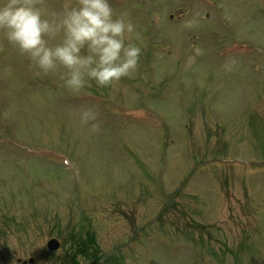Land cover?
Masks as SVG:
<instances>
[{"label": "rangeland", "instance_id": "1", "mask_svg": "<svg viewBox=\"0 0 264 264\" xmlns=\"http://www.w3.org/2000/svg\"><path fill=\"white\" fill-rule=\"evenodd\" d=\"M111 3L141 59L107 87L0 35V264H264V0Z\"/></svg>", "mask_w": 264, "mask_h": 264}, {"label": "clouds", "instance_id": "2", "mask_svg": "<svg viewBox=\"0 0 264 264\" xmlns=\"http://www.w3.org/2000/svg\"><path fill=\"white\" fill-rule=\"evenodd\" d=\"M38 2L0 0V35L43 73L66 69L61 78L78 93L90 81L107 87L136 71L141 48L129 39L136 26L111 0H74L53 15Z\"/></svg>", "mask_w": 264, "mask_h": 264}, {"label": "water", "instance_id": "3", "mask_svg": "<svg viewBox=\"0 0 264 264\" xmlns=\"http://www.w3.org/2000/svg\"><path fill=\"white\" fill-rule=\"evenodd\" d=\"M47 247L51 251H56L60 247V242L57 239L52 238L47 242ZM18 261L20 262L21 260H18ZM28 262L31 264H35V261L33 258L29 259L28 261H24L22 264H27Z\"/></svg>", "mask_w": 264, "mask_h": 264}, {"label": "trees", "instance_id": "4", "mask_svg": "<svg viewBox=\"0 0 264 264\" xmlns=\"http://www.w3.org/2000/svg\"><path fill=\"white\" fill-rule=\"evenodd\" d=\"M83 245H84V242L83 241H81V250H84L82 247H83Z\"/></svg>", "mask_w": 264, "mask_h": 264}]
</instances>
